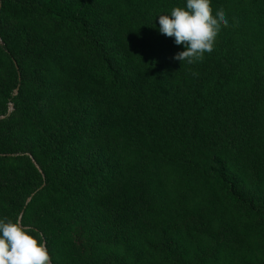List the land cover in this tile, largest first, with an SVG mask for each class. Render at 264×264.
I'll return each instance as SVG.
<instances>
[{"label":"trees","instance_id":"obj_1","mask_svg":"<svg viewBox=\"0 0 264 264\" xmlns=\"http://www.w3.org/2000/svg\"><path fill=\"white\" fill-rule=\"evenodd\" d=\"M186 0H0V218L51 264H264V0L202 61Z\"/></svg>","mask_w":264,"mask_h":264},{"label":"clouds","instance_id":"obj_2","mask_svg":"<svg viewBox=\"0 0 264 264\" xmlns=\"http://www.w3.org/2000/svg\"><path fill=\"white\" fill-rule=\"evenodd\" d=\"M158 17L159 33L183 48L173 59L189 65L211 54L221 28L229 24L223 10L213 15L211 0H186L184 7ZM0 264H51L43 234L20 220L0 218Z\"/></svg>","mask_w":264,"mask_h":264}]
</instances>
